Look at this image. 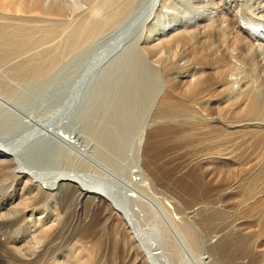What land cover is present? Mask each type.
I'll return each instance as SVG.
<instances>
[{
    "label": "bare ground",
    "instance_id": "bare-ground-1",
    "mask_svg": "<svg viewBox=\"0 0 264 264\" xmlns=\"http://www.w3.org/2000/svg\"><path fill=\"white\" fill-rule=\"evenodd\" d=\"M140 1L0 0V264H164L140 228L156 209L182 215L194 249L204 237L199 263L264 264V0H224L230 17L220 0ZM99 38L88 92L59 66ZM66 73L67 98L45 105ZM126 152L120 185L87 171Z\"/></svg>",
    "mask_w": 264,
    "mask_h": 264
},
{
    "label": "rangeland",
    "instance_id": "rangeland-1",
    "mask_svg": "<svg viewBox=\"0 0 264 264\" xmlns=\"http://www.w3.org/2000/svg\"><path fill=\"white\" fill-rule=\"evenodd\" d=\"M68 1H71L74 5H76V7H77V9L76 10H78V7H80L79 9H81V7H83L82 9H85V5H86V0H68ZM217 1V0H216ZM147 2L148 1H146V0H142V1H140L139 3H138V5H136V6H139V8L140 7H143V6H145L146 4H147ZM219 6H220V8H221V10H222V14L223 15H225V16H227V17H230V12L229 11H227L226 10V7H225V1L224 0H220L219 1ZM78 11H80V10H78ZM66 16V18L69 20V19H72V17H71V14H65ZM65 18V19H66ZM167 19V18H166ZM166 19H165V21H166ZM165 23V22H164ZM164 23H161L160 25L161 26H164L165 24ZM164 24V25H163ZM134 25H137L136 23H134ZM55 26V28H58V27H56V26H58V24H55L54 25ZM60 27V26H59ZM62 27V26H61ZM58 30H60V28H58ZM136 34V33H135ZM135 35H132V37H131V39H129L128 38V42H129V40H132V38L134 37ZM103 38L101 39V38H99V39H97V41L93 44V47L91 48L90 46V48H88L87 46H84V47H82V49L80 50V49H77V50H75L74 52H72L71 54H68L67 55V58H64V60H62L61 61V63L62 64H60V66H59V69H61V68H63V69H65L66 71H67V69H70L69 71H70V74H71V71H72V69H73V71L75 70V69H79L78 70V73H84V74H86L87 73V75H86V78H88V83H89V89H88V92H90V90H91V88L93 87V85H94V82H95V80H93V78L95 77L94 75L96 74V77L95 78H97V76L99 77V75H100V73H101V70H99V68H97V67H95L94 66V64H95V62L98 60V58L104 53V51L107 49V46H104L103 48H101L100 50H98L97 52H94L95 50H96V46L95 45H97V43H101L102 41L101 40H104V39H106L107 37H106V35L105 36H102ZM105 37V38H104ZM101 39V40H100ZM54 43H56V41H57V39L55 38L54 40ZM53 42H49V43H46L47 45H49V44H54ZM46 44H44V45H46ZM128 44V43H127ZM91 45V44H90ZM98 46V45H97ZM93 48H94V51H93ZM85 50V51H84ZM92 50V51H91ZM92 52V53H91ZM94 52V53H93ZM124 54H125V51H124ZM66 57V56H65ZM70 57V58H69ZM65 61V62H64ZM71 66H73V67H71ZM154 71V70H153ZM60 73H62L61 71H60ZM59 73V74H60ZM78 73H76V74H78ZM154 73H155V71H154ZM67 74V73H66ZM69 74V75H70ZM65 74H63V76H64ZM68 74H67V79H69L70 77H72L71 78V80H70V83L68 84L69 86H68V88H67V84H65V83H61L60 82V84H56V85H50L49 87H47L46 86V88H45V90H44V87H43V93H45V94H43L42 93V97H41V99L43 98V101H44V103H45V105H47V104H49L48 106H51L50 105V102L51 101H55V102H57V101H62L63 99H66L67 98V94H68V91H69V89H70V87L74 84V80H75V78H76V76L77 75H75V77H73V76H69ZM60 76H62V75H60ZM62 76V77H63ZM65 77V76H64ZM69 77V78H68ZM115 77V75L114 74H110L109 76H108V81L110 82V81H112L113 80V78ZM156 78L154 79V81L152 82V79H147V78H144V79H140V82H139V85H137V94H139V93H141V92H145L146 91V88L147 89H149L150 91H148V96L150 95V96H152V94H154V92H155V88H153L152 89V86H154V83H155V81L156 82H158V80H159V78L157 77V76H155ZM64 79H66V78H64ZM145 79H147V80H145ZM5 80L7 81H10L11 83H14V79L12 80V78L11 77H7V78H5ZM62 81H64L63 79H61ZM141 80H143V81H141ZM150 81V82H149ZM16 82V81H15ZM141 82H142V84H144V85H142L141 84ZM147 82H148V84H147ZM66 83H67V81H66ZM150 83H152L151 85H150ZM35 85H37V86H39V83H37V84H35ZM140 85H142L141 86V88H140ZM145 86H147V87H145ZM29 87H30V89H31V86H28L27 88H28V90L29 91H31L30 89H29ZM58 87V88H57ZM27 88L25 87L24 89H20V91L21 92H29L28 90H27ZM57 88V90H55ZM65 88H67V89H65ZM26 89V91H24ZM33 89H34V85H33ZM82 90V89H81ZM81 92V91H80ZM151 92V93H150ZM153 92V93H152ZM48 93V94H47ZM96 94L98 95V93L96 92ZM142 95H144L146 98L148 97L147 95H146V92L145 93H141ZM46 97H45V96ZM48 95V96H47ZM129 96H131V95H129ZM49 97H52V98H49ZM46 98V99H45ZM49 98V99H48ZM146 98H144L145 100H147ZM84 99V98H83ZM45 100H47V102L45 101ZM59 101V102H60ZM39 103H40V101H39ZM134 103V105H135V102H133ZM51 104H54V103H51ZM56 104V103H55ZM30 106H31V104H30ZM29 105H26L25 107L26 108H29L30 107ZM75 106H76V104H74L73 105V107H72V109L74 108L75 109ZM44 109H46V108H44V106H42V109L40 108V107H38V109H35V111L37 112H41L42 110H44ZM30 110H32L31 109V107H30ZM35 112V113H36ZM71 119H73V118H71ZM73 122H75V120H71L70 121V123H73ZM123 139H125V140H123ZM121 141H120V146L122 147V148H125L126 146H127V144H129V142L126 140V138H123ZM127 141V142H126ZM93 142H95V141H91V143H93ZM93 144H95V145H97L98 146V144L95 142V143H93ZM127 153V152H126ZM125 153V154H126ZM128 154H130V153H127V155H125V158L122 160V163H121V165H118L117 166V168L116 167H113V166H111V165H109L108 163H106L105 161H101V160H99L98 161V159L97 158H94L95 156L94 155H92L90 158L92 159H90L89 158V160L87 161L88 163H90L89 164V167L87 166V171H89V173H91V174H95V170H97L98 171V173L99 174H101V175H103V174H105L104 173V171L105 172H112L115 176L116 175H119L117 178L118 179H116V180H109V181H113V184H114V186H116L117 184L118 185H120L121 183H120V179L119 178H121V179H126L125 177H126V175L128 174V169H129V166H130V164H131V160H129L130 158H129V156H128ZM127 156V157H126ZM42 158H44V157H42ZM96 159H97V161H96ZM44 160V159H43ZM95 160V161H94ZM126 160V161H125ZM50 162H48V160L47 161H43V162H48V163H42V164H48V165H50L49 163H52L54 160L53 159H51V160H49ZM94 161V162H93ZM105 162V163H104ZM127 162V163H126ZM130 162V163H129ZM98 163V164H97ZM35 164V163H34ZM36 164H37V162H36ZM39 164V163H38ZM123 165V166H122ZM120 167V168H119ZM85 168V167H84ZM93 168H95V170L93 169ZM98 168V169H97ZM115 168V169H114ZM108 169V170H107ZM93 170V171H92ZM107 170V171H106ZM111 170V171H110ZM113 170V171H112ZM115 170V171H114ZM101 172V173H100ZM127 172V173H126ZM116 173V174H115ZM122 175V176H121ZM107 178H105V180H106ZM118 183H117V182ZM117 183V184H116ZM143 197V198H142ZM150 198V196H149V194L148 193H146V194H143V196H141V203H140V205L138 206L141 210H142V212L141 213H143V211L146 209V208H151V207H154V209H156V204H157V202H155V204H154V206L152 205V203H151V198ZM142 199H144V200H142ZM146 202L148 203V204H146ZM144 203V204H143ZM149 203H150V205H149ZM187 204H189V203H187ZM190 205H192L191 203H190ZM141 206V207H140ZM153 210V209H152ZM187 210V208L185 209V211ZM154 212L156 213V215L158 216V220H157V218H155V220H153L152 222L151 221H149V225L148 224H146V225H141V227L140 228H143V230L145 229V230H148V233L146 232L145 233V236H146V238H149V239H152L153 241H154V243L156 244V247H158V250L162 253H160V255H162L163 256V258H162V256H161V258H162V260L164 261V264H198L199 263V261L200 262H202V258H204V257H206V256H208L209 254L207 253L208 251H206L204 248H203V245L205 246V243H206V240H204V237H200V238H198V244L199 243H201L200 244V246H199V248H195L194 249V247H192V245L188 242V240H187V237H184V236H186V234H185V231H184V229H183V227H182V225L180 224L181 223V221H182V215L180 214L179 215V217H180V219L179 220H176L175 218H174V216H175V214H172L171 215V213L170 212H168L165 216H163L162 217V215L160 214H158L157 213V209H156V211L154 210ZM186 214H187V212H186ZM186 214H184V216L186 215ZM177 215V214H176ZM172 216V217H171ZM156 217V216H155ZM160 217H162V218H160ZM169 217V218H168ZM173 219H175V220H173ZM177 221H179L180 223L177 225ZM156 222V223H155ZM163 222V223H162ZM152 224V225H151ZM144 226V227H143ZM156 226V227H155ZM181 226V227H180ZM150 227V228H149ZM177 228V229H176ZM144 230V231H145ZM196 230L197 231H200L199 233H204V235H209L207 232H204V231H202V228H201V230H200V228L199 227H196ZM169 231V232H168ZM149 232H150V234H149ZM147 234L148 235H150L149 237L147 236ZM161 234V235H160ZM62 238V236H60L59 238H58V240L59 239H61ZM145 238V237H144ZM145 238V239H146ZM63 240H60L59 241V243H61ZM65 241V240H64ZM63 241V242H64ZM169 243H171L170 245H169ZM189 243V244H188ZM173 244V245H172ZM189 245V246H188ZM202 245V246H201ZM200 249V250H199ZM201 251V252H200ZM208 254V255H207ZM172 255V256H171ZM211 256V255H210ZM167 258V259H166ZM173 260V261H172ZM178 262H177V261ZM199 264H201V263H199Z\"/></svg>",
    "mask_w": 264,
    "mask_h": 264
}]
</instances>
